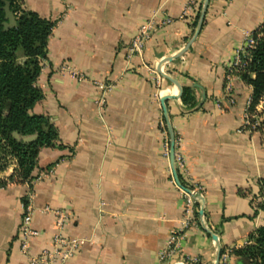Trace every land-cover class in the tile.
<instances>
[{
	"label": "crops",
	"instance_id": "obj_1",
	"mask_svg": "<svg viewBox=\"0 0 264 264\" xmlns=\"http://www.w3.org/2000/svg\"><path fill=\"white\" fill-rule=\"evenodd\" d=\"M190 1L22 0L25 9L55 23L37 79L43 98L33 112L48 117L58 138L38 155L35 174L46 176L33 185L0 187V264H29L19 251L21 204L29 190L32 227L39 232L30 239L34 255L50 247L55 232L53 215L41 211L47 206L65 211V234L83 240L70 264L177 261L158 259L183 215L163 156L160 99L167 95L178 96L167 99L166 108L188 177L204 195L199 216L202 211L205 226L179 240L181 255L216 264L221 250L244 248L264 224V126L238 132L252 88L229 74L244 33L264 24V0H208L191 43L196 26L180 19ZM154 13L175 21L155 31L141 55L129 56L138 27ZM167 57L161 70L170 79L157 78L156 67ZM63 65L110 83L105 104H96L100 93L90 82L59 72ZM229 263L255 264L234 252Z\"/></svg>",
	"mask_w": 264,
	"mask_h": 264
},
{
	"label": "trees",
	"instance_id": "obj_2",
	"mask_svg": "<svg viewBox=\"0 0 264 264\" xmlns=\"http://www.w3.org/2000/svg\"><path fill=\"white\" fill-rule=\"evenodd\" d=\"M5 3L15 19L8 23ZM201 6L193 15L195 27ZM55 23L23 7L22 0H0V174L13 168L0 187L8 182L30 184L35 174L37 159L42 148L52 147L58 138L57 130L48 117L33 112L43 98L37 79L46 59L47 42ZM255 45L243 60L236 75L252 88L250 111L264 101V24L253 32ZM187 101V92L182 94ZM18 134V138L14 137ZM29 137L34 139L27 141ZM264 211V195L260 203ZM199 214H196L198 218ZM255 264H264V224L250 237L244 248L233 251ZM223 250L220 251V255Z\"/></svg>",
	"mask_w": 264,
	"mask_h": 264
},
{
	"label": "built area",
	"instance_id": "obj_3",
	"mask_svg": "<svg viewBox=\"0 0 264 264\" xmlns=\"http://www.w3.org/2000/svg\"><path fill=\"white\" fill-rule=\"evenodd\" d=\"M196 11H198L197 1L191 0L186 5L180 19L191 21ZM174 21L175 19L168 15L163 16L161 19H157V16L154 13L147 21L138 27L137 33L129 45V56L141 55L146 42L150 40L152 34L158 29L172 24ZM254 45L255 40L253 33L245 32L242 46L237 51L235 58L229 67V74L237 73L242 69L243 60L248 57L249 50L252 49ZM59 72L78 82H90L100 93L96 99V104L98 106H103L105 104L107 94L112 89L110 83L97 79H89L84 73L69 65L61 66ZM156 75L157 78L161 77L157 72ZM228 91H230L229 87ZM226 99L230 105H233L235 102L234 97L230 94ZM250 104L251 98L248 100L246 109L242 114L241 125L238 129V132L240 133L252 132L264 126V101H260L253 111H250ZM160 126L163 137V156L170 161V137L164 119L161 121ZM174 167L179 182L175 181L170 167L173 176L172 183L182 197L183 215L179 223V229L168 236L164 248L158 253V259L159 262L164 263L170 262L177 257V261H173L172 264H200V260L196 257L188 258L182 256L179 249V240L185 237L186 233L191 229L199 225L205 226V221L203 216L196 217V214H199V210L204 202L203 189L201 186L193 183L188 177L186 163L180 150V138L177 137L175 133ZM50 172L51 171H48V173ZM46 175L47 174L41 175L37 179L31 181L30 184L33 185L35 181L40 180ZM33 198V192L29 190L21 204L22 217L19 227L20 253L28 257L29 264H70L83 240L65 234L64 229L68 215L63 210L53 209L47 206L41 209L42 212L51 213L53 215L55 232L51 238L50 247L42 249L35 255L31 253L30 239L39 235V232L32 227V215L35 210ZM232 252L233 251L230 249L223 251V253L219 255L216 264H230L229 261Z\"/></svg>",
	"mask_w": 264,
	"mask_h": 264
},
{
	"label": "water",
	"instance_id": "obj_4",
	"mask_svg": "<svg viewBox=\"0 0 264 264\" xmlns=\"http://www.w3.org/2000/svg\"><path fill=\"white\" fill-rule=\"evenodd\" d=\"M207 4H208V0H203L202 5H201V10H200L199 18H198L196 27L194 29L193 37L190 40V43L195 39V37L197 36V34L199 32V29H200V27L202 25V22H203V19H204V15H205V12H206ZM4 10H5L6 18L8 20V23L5 24V28H10V27H12V26L15 25V19L13 17V14L9 10V4L8 3H5ZM168 59H170V57H167L166 59L162 60L157 65L156 71H157V73L160 74V76H163V77H166V78L170 79L161 70V63L163 61H165V60H168ZM171 81H173V83H175V85L177 86V88H178V94H179V92H180V86L174 80L171 79ZM176 97H178V96H176V95L175 96H172V95L169 96V95H167V96L161 97L160 104H161V108H162V112H163V118H164V121L166 123V127H167V130H168V133H169V137H170V145H171V147H170V167L172 169V172H173V176H174L175 181L176 182H179L178 181L177 174H176V171H175V167H174V131H173V127H172V124H171V121H170V117H169V114H168V111H167V108H166V104H165V101L167 99H169V98H176ZM13 135H14V137L18 138V134L17 133H14ZM32 139H34V137H29L26 140L27 141H30ZM200 215L203 216V212L202 211L200 212ZM214 238H216V237L214 236Z\"/></svg>",
	"mask_w": 264,
	"mask_h": 264
},
{
	"label": "rangeland",
	"instance_id": "obj_5",
	"mask_svg": "<svg viewBox=\"0 0 264 264\" xmlns=\"http://www.w3.org/2000/svg\"><path fill=\"white\" fill-rule=\"evenodd\" d=\"M8 171H9V170H8ZM8 171H6V172H8ZM6 172L0 174V179H4V178H2V177H4V174H6Z\"/></svg>",
	"mask_w": 264,
	"mask_h": 264
}]
</instances>
